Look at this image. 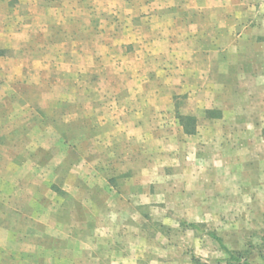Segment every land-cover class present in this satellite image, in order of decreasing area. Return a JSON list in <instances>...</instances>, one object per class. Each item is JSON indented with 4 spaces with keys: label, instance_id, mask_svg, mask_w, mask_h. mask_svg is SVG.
Here are the masks:
<instances>
[{
    "label": "rangeland",
    "instance_id": "rangeland-1",
    "mask_svg": "<svg viewBox=\"0 0 264 264\" xmlns=\"http://www.w3.org/2000/svg\"><path fill=\"white\" fill-rule=\"evenodd\" d=\"M23 7V0H0V15L5 16L10 8L24 11ZM64 9V12L59 10L65 14H62L63 20L75 21L51 22V28H58L60 35L46 41L36 38L37 45H44L40 50L41 60L47 65L46 81L58 77L62 83L55 93L62 97L60 119L57 118L59 110L54 117V106L48 98L47 113L41 119L36 109L29 110L8 96L10 83H6L7 92L1 90L0 226L24 225L28 230L18 231L20 237L43 238L44 249L50 251H46L45 264H115L114 251L123 254L124 264H229L215 241L181 224L185 221L182 195L188 184L187 174L199 167L187 165V155L183 156L180 147L158 146L156 150L155 145L145 147L140 141L123 140L124 145L118 150H109V144L103 150L100 144H95L115 138L116 102L101 98L98 85L89 83L94 73L88 69L72 71L68 64L61 62L65 54H59L61 48L54 45L59 47L55 43L58 40L64 43L63 50L73 46V40L71 44L68 38L72 34L77 36V44L82 42L83 50H89L92 45H99L100 39L92 36L96 31H103L98 27L104 23L100 22V16L86 15L87 11L81 7L73 8L72 17L68 16L70 8ZM19 25L21 21L7 25L0 21V40L10 39L1 43L5 46L4 52L10 50L12 43H20L21 38L14 37ZM17 53L19 59H26L21 52ZM27 60L32 62L28 57ZM77 62L85 67L88 61L80 56ZM75 78L78 85L74 82L71 85L69 81ZM5 81L7 74L1 73L0 84L5 85ZM248 105L245 122L236 120L232 126L234 140L226 159L234 158V164L216 169L215 173L211 172L213 167H206L201 174L203 181L199 183L210 211L202 226L220 237L229 251L240 253L252 264H261L257 250L264 226V105ZM176 106L183 112V97H177ZM89 114H107L103 131ZM174 117L175 114L161 117L164 122L160 127L174 128L171 131L175 133L174 140L180 143ZM129 124L126 122L127 127ZM151 128L146 122L142 134L146 137ZM243 132L246 135H241ZM146 139L149 137L143 140ZM195 180L193 184L197 185ZM107 189L112 195L122 191L139 196L150 191L162 197L153 203L137 198L132 211L126 207V200L120 199L116 204L115 196L105 193ZM90 191L94 192V199H89ZM114 208H119L117 213ZM9 235L1 229L0 264H9L7 252L35 251L34 246L11 243ZM55 253L61 255L62 261H53Z\"/></svg>",
    "mask_w": 264,
    "mask_h": 264
},
{
    "label": "crops",
    "instance_id": "crops-1",
    "mask_svg": "<svg viewBox=\"0 0 264 264\" xmlns=\"http://www.w3.org/2000/svg\"><path fill=\"white\" fill-rule=\"evenodd\" d=\"M23 5L24 11L10 8L5 16L0 15V21L6 25L21 21L14 35L21 38L20 43H12L10 50L0 56V74H7L5 85L0 84V94L2 89L7 92L5 86L10 83L8 96L29 110L36 109L41 119L46 116L48 98L54 106V117L59 110L57 118L60 119L62 97L55 93L62 83L58 77L46 81L47 65L41 60L40 50L44 45H37L36 38L46 41L60 35L58 28H51V22L75 21L73 18L63 20L64 13L60 11L64 12L65 7L70 8L68 16L74 12L73 8L78 10L79 7L90 17L100 16L104 25L98 28L103 31H96L92 36L100 39L98 46L94 44L89 50H83L82 42L77 44L78 38L72 34L68 38L71 44L73 40V46L63 50L64 43L58 40L55 43L60 44L59 47L54 45L61 48L59 54H65L61 62L68 64L72 71L88 69L94 73L89 83L98 85L101 98L116 102L115 138L101 143L92 140V144H100L103 150L108 144L109 150H118L124 145L123 140L140 141L145 147L155 145L156 150L158 146L180 147L183 156L187 155V165L199 167L198 170L190 169L187 174L182 214L185 222L202 226L210 211L204 202L202 183H199L203 181L201 174L206 167H213L211 172L215 173L216 169L234 164V158L226 159L234 140L232 126L236 125V120L245 122L248 104L264 105V0H83L82 3L79 0H23ZM8 41L9 38L0 40V50L5 49L1 43ZM17 51L26 59H19ZM80 56L89 62L86 68L78 65ZM73 82L78 85L77 78L69 81L71 85ZM52 92L54 96H49ZM177 97H183L185 101L181 113L176 106ZM170 114H175L178 124L175 132L180 136V143L174 140L175 133L171 132L174 128L160 127L164 122L161 117ZM106 116L89 114L100 130L106 125ZM178 116L194 119L193 133H186ZM126 122L131 125L127 127ZM146 122L152 128L145 137L142 127ZM139 137L141 140L135 139ZM148 137L149 140H143ZM195 179L197 185L193 184ZM129 180L134 181V178ZM154 187L157 190L158 185ZM108 188L112 191V187ZM93 193L90 191L89 199H94ZM105 193L115 196L116 204L120 199L128 201L126 207L132 211L137 198L153 203L162 197L150 191L139 196L122 191L112 195L108 189ZM114 209L117 213L119 208ZM24 227L20 224L0 226V231L3 229L10 234L11 243L36 247L34 252H7V262L45 264L48 251L44 249L45 240L40 236L20 237L18 231L28 230ZM113 253L115 264L126 262L122 253ZM52 257L54 262L62 261L60 254L55 253Z\"/></svg>",
    "mask_w": 264,
    "mask_h": 264
},
{
    "label": "trees",
    "instance_id": "trees-1",
    "mask_svg": "<svg viewBox=\"0 0 264 264\" xmlns=\"http://www.w3.org/2000/svg\"><path fill=\"white\" fill-rule=\"evenodd\" d=\"M4 51L0 50V56L4 55ZM178 120L181 126L185 128L186 133H193L194 131V119L191 117H182L178 116ZM185 228L190 229L194 232L206 235L207 237L211 238L213 241H215L221 251H223L226 255L225 262L229 264H252L248 261V259L244 258L240 253H234L232 251H229L226 246L224 245L222 239L218 237L214 232L206 230L203 228V226L196 225L194 223H188L183 221L181 223ZM257 256L261 262V264H264V226L262 231V236L260 238V245L257 250Z\"/></svg>",
    "mask_w": 264,
    "mask_h": 264
}]
</instances>
